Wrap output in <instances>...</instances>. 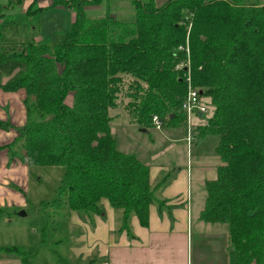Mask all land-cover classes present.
<instances>
[{
	"label": "trees",
	"instance_id": "1",
	"mask_svg": "<svg viewBox=\"0 0 264 264\" xmlns=\"http://www.w3.org/2000/svg\"><path fill=\"white\" fill-rule=\"evenodd\" d=\"M99 2L51 0L74 12L60 41L22 37L16 22L0 23V88L26 93V121L0 150L11 158L21 147L29 167L65 168L57 197L42 206L100 214L104 198L121 210L122 230L128 231L131 214L146 226L155 202L149 167L117 148L109 109L129 73L145 85L130 112L139 128L147 130L152 115L162 126L185 120L186 70L175 66L186 59L178 49L186 44V29L176 24L186 11L191 84L211 106L195 135L215 136L222 162L216 178L205 182L199 218L227 226L236 264H264V6L258 0H167L160 6L133 0L134 18L123 23L88 18L84 7ZM29 6L26 12L42 9ZM11 127L0 120V129ZM0 251L28 263L19 247Z\"/></svg>",
	"mask_w": 264,
	"mask_h": 264
},
{
	"label": "crops",
	"instance_id": "2",
	"mask_svg": "<svg viewBox=\"0 0 264 264\" xmlns=\"http://www.w3.org/2000/svg\"><path fill=\"white\" fill-rule=\"evenodd\" d=\"M25 97L23 89L4 91L0 88V120L12 125L9 130L0 129V146L10 143L16 136L15 128L24 125ZM204 116L198 115L193 120L203 124L210 115ZM183 125L184 121L176 126L163 125L158 130L161 134L156 136L157 144L154 146L151 139V144L142 149L143 159L134 146L140 139L134 138L132 154L148 165L150 188L155 198L149 206L146 226L131 214L128 231L122 230L121 210L111 207L104 198L99 202L100 214L79 216L78 211L67 207L69 222L78 227L70 248L75 257L81 259L77 264H236L230 253L227 226L199 218L206 196L205 182L216 178L217 168L222 164L214 152L217 138L195 135L188 143ZM15 150L16 155L11 158L7 149L0 150L3 222H8L5 215L9 208L25 205L23 192L30 167L22 160L21 147ZM158 200L163 202L158 204ZM9 262L0 260V264Z\"/></svg>",
	"mask_w": 264,
	"mask_h": 264
},
{
	"label": "rangeland",
	"instance_id": "3",
	"mask_svg": "<svg viewBox=\"0 0 264 264\" xmlns=\"http://www.w3.org/2000/svg\"><path fill=\"white\" fill-rule=\"evenodd\" d=\"M32 1L34 4L29 6ZM132 1L100 0L99 3L85 6L84 12L91 19L112 17L123 23L131 22L135 13ZM165 1L167 0H154V3L156 6H160ZM258 2L264 6V0H258ZM51 4V0H0V6L3 7L0 8V13H3L0 23L4 21L16 22L19 28L22 26L24 29L25 34L23 30L17 28L22 37L27 35L25 37L34 40L48 38L51 41H60L74 20V12L69 8L51 6ZM28 6L30 10L38 7H42V9L26 12ZM187 15L191 16L186 11L180 12L176 20L177 26L186 29V38L189 34L190 24H185L183 20ZM17 42L18 40H15L14 44ZM181 63H184V60ZM175 69L179 68L175 66ZM134 81L138 85H133ZM144 86L143 82L134 80L131 74H124L123 82L118 85L115 106L109 109V114L113 117L111 132L117 140V148L120 151L132 153L136 147L138 156L142 159L145 158L142 149L149 143L151 144V139L154 140L155 146L157 144L156 136L161 134L152 126L154 115L149 120L148 133L145 134L140 131L138 124L131 118L130 112L133 111L134 103L140 100ZM69 100L70 98L67 99V101ZM204 104L208 106L210 115L211 106L207 99L204 100ZM183 121V126L186 128L185 120ZM135 137L137 140L140 139L137 145H134ZM64 173L63 166L30 167L28 184L23 192L25 205L9 208L5 215L8 222H3L4 216L0 214V247H19L25 251L27 264H77L81 262V259L75 257L70 250L78 227L69 222L67 206H62L57 211L42 206L43 201L51 202L57 197ZM82 213L84 212L78 211L77 214L80 216L83 215ZM8 255L5 256L0 251V260H10L9 264H20V259L17 256Z\"/></svg>",
	"mask_w": 264,
	"mask_h": 264
},
{
	"label": "built area",
	"instance_id": "4",
	"mask_svg": "<svg viewBox=\"0 0 264 264\" xmlns=\"http://www.w3.org/2000/svg\"><path fill=\"white\" fill-rule=\"evenodd\" d=\"M188 32H189V28H188ZM187 38H186L185 46L178 47V49L185 51L186 59L184 60V63L180 62L179 64L176 65V67L183 68L184 70H186V75H185L186 92L182 99L181 110L185 114V124H186V132H187L185 139L188 143H191L192 139L195 136V126H196L193 119H197L198 115H200V117L203 115L208 116L209 108L204 104V100L206 101V98L201 96L199 89L193 87L191 84L189 67H188V65H190V60L188 54L189 49H188ZM152 126L156 130H161L162 128V122L156 115L152 117Z\"/></svg>",
	"mask_w": 264,
	"mask_h": 264
},
{
	"label": "water",
	"instance_id": "5",
	"mask_svg": "<svg viewBox=\"0 0 264 264\" xmlns=\"http://www.w3.org/2000/svg\"><path fill=\"white\" fill-rule=\"evenodd\" d=\"M171 116H172V115H171ZM140 131L145 133L147 130L144 129V128H140Z\"/></svg>",
	"mask_w": 264,
	"mask_h": 264
}]
</instances>
